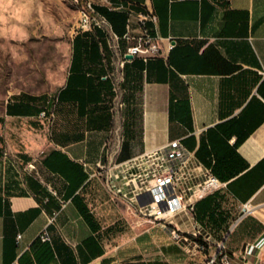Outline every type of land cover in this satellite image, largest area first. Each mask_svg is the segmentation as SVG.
<instances>
[{
    "label": "crops",
    "instance_id": "1",
    "mask_svg": "<svg viewBox=\"0 0 264 264\" xmlns=\"http://www.w3.org/2000/svg\"><path fill=\"white\" fill-rule=\"evenodd\" d=\"M108 1L97 5L122 7L134 30L133 10L154 12L148 26L162 52L122 64L120 123L108 37L107 56L102 46L73 49L49 136L30 130L41 127L39 103L23 113L20 98L8 100L0 264H206L220 241L232 264H247L239 257L247 244L255 246L249 261L264 264V0ZM116 29L125 34L128 25ZM122 45L123 56L130 43ZM175 143L223 182L195 204L198 235L183 213L152 222L98 188L113 149L124 162ZM45 229L48 241L39 237Z\"/></svg>",
    "mask_w": 264,
    "mask_h": 264
},
{
    "label": "rangeland",
    "instance_id": "2",
    "mask_svg": "<svg viewBox=\"0 0 264 264\" xmlns=\"http://www.w3.org/2000/svg\"><path fill=\"white\" fill-rule=\"evenodd\" d=\"M96 4L110 5L108 0H0V115L5 114L8 100L22 92L54 101L70 69L75 36L93 31L94 24L108 32L113 50V80L124 95L118 37L107 20L92 9ZM85 13L87 27L83 21ZM136 22L138 26L131 29V34L138 37L141 34L137 17ZM129 43L136 45L138 39ZM117 119L120 123V114ZM53 122L54 115L41 117V127L30 130L49 136ZM20 138L14 137V142ZM102 172L104 186L100 181L98 188L106 191V174Z\"/></svg>",
    "mask_w": 264,
    "mask_h": 264
},
{
    "label": "built area",
    "instance_id": "3",
    "mask_svg": "<svg viewBox=\"0 0 264 264\" xmlns=\"http://www.w3.org/2000/svg\"><path fill=\"white\" fill-rule=\"evenodd\" d=\"M93 9V6H92ZM94 10V9H93ZM135 14L140 23L139 32L136 37L131 34V22L129 19L128 30L124 35L128 41L138 39L136 45H129L127 53L134 57L142 55L145 59L161 54V47L147 22L156 19L153 12L139 10L131 12ZM85 27L86 13L84 18ZM175 39H169V47L175 45ZM126 53V54H127ZM123 55L122 64L128 60ZM114 111L120 114L125 106L124 95L114 86ZM51 115H54L53 113ZM41 117H50L43 111ZM114 149L110 153L108 161L100 167L106 174L107 189L112 198L127 202L137 213L149 218L152 222H170V220L183 213L190 222V233L198 235V222L195 211V204L198 199L218 190L223 186L218 177L211 169L206 168L196 157L195 153L185 149L182 144L175 143L166 147L148 151L134 159L118 162L113 156ZM27 167L37 170L36 163H29ZM48 198L44 200L47 202ZM249 204L246 205L249 208ZM56 213H54L55 215ZM54 217H52V220ZM185 233V230L179 229ZM178 234V231H173ZM18 235V239L21 238ZM39 237L42 241L50 240L49 232L45 229ZM197 247L203 248L202 243ZM255 252L253 244H247L239 257L247 264H256L249 261V255ZM206 264H232V258L228 253V247L224 241L217 244V249L206 261Z\"/></svg>",
    "mask_w": 264,
    "mask_h": 264
},
{
    "label": "trees",
    "instance_id": "4",
    "mask_svg": "<svg viewBox=\"0 0 264 264\" xmlns=\"http://www.w3.org/2000/svg\"><path fill=\"white\" fill-rule=\"evenodd\" d=\"M93 9L96 13H98L100 16H102L104 19H106L107 22L110 24L114 34L118 37L119 47L121 49H123L122 38L124 37L125 34H120L119 30H117L116 28H119V26L126 27V25H129V19H128L127 12L124 9H122V7L118 8V9L117 8L116 9H108L105 6L97 5V4L93 5ZM139 10H145L146 12H149L148 9L146 10L144 8L138 9L136 11L133 10L132 12H137ZM153 14H155V13L153 12ZM147 25H148V22H147ZM83 34L88 36V38L82 40L81 34H77L74 38V55L76 54L77 46H81V45L82 46H90V45H92L94 47L102 46L104 48L105 54L107 56L109 44H108V40H107L108 32L106 30H104L102 27L94 24L93 31H84ZM124 54L125 53H123V55ZM128 61L129 60H126V62H125V68L127 67ZM125 74L127 76V73H125ZM126 76H125V81L127 79ZM125 81H124V83H125ZM15 97L20 98V103H18V107H20V108H18L19 112L28 113V112L34 111L35 109L33 107L37 103H39L41 105V107L39 108V115H41V113L43 111H45L47 116H51V114L54 112V106H55V100L56 99L54 101H51L50 99L46 100V98L44 96L33 95V94L25 93V92L19 93ZM24 101H26V102H24ZM6 105H7V111H11L10 103L7 102ZM1 121H2V117L0 116V122ZM70 168L72 169V165H71V167H69L68 170H70ZM60 169H62V168L60 167ZM68 170L66 172H68Z\"/></svg>",
    "mask_w": 264,
    "mask_h": 264
},
{
    "label": "water",
    "instance_id": "5",
    "mask_svg": "<svg viewBox=\"0 0 264 264\" xmlns=\"http://www.w3.org/2000/svg\"><path fill=\"white\" fill-rule=\"evenodd\" d=\"M133 57H134L133 54H130V53H127V54H126V58H127V59H132Z\"/></svg>",
    "mask_w": 264,
    "mask_h": 264
},
{
    "label": "bare ground",
    "instance_id": "6",
    "mask_svg": "<svg viewBox=\"0 0 264 264\" xmlns=\"http://www.w3.org/2000/svg\"><path fill=\"white\" fill-rule=\"evenodd\" d=\"M86 17H88L87 15H86ZM88 21V18L86 19V22Z\"/></svg>",
    "mask_w": 264,
    "mask_h": 264
}]
</instances>
